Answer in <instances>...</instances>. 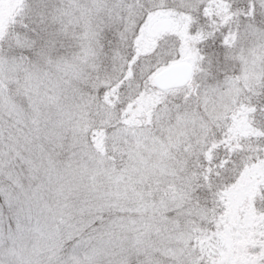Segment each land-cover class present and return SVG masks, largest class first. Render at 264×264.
Here are the masks:
<instances>
[{"label": "snow or ice", "instance_id": "1", "mask_svg": "<svg viewBox=\"0 0 264 264\" xmlns=\"http://www.w3.org/2000/svg\"><path fill=\"white\" fill-rule=\"evenodd\" d=\"M0 264H264V0H0Z\"/></svg>", "mask_w": 264, "mask_h": 264}]
</instances>
